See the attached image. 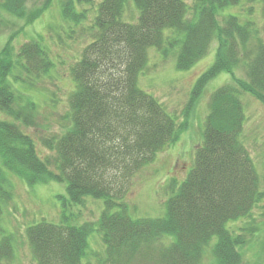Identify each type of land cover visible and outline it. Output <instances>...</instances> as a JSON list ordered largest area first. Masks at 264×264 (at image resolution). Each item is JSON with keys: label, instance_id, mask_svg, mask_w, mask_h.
Instances as JSON below:
<instances>
[{"label": "trees", "instance_id": "trees-1", "mask_svg": "<svg viewBox=\"0 0 264 264\" xmlns=\"http://www.w3.org/2000/svg\"><path fill=\"white\" fill-rule=\"evenodd\" d=\"M40 1L0 0V35L12 21L23 23L8 34L0 51V222L12 198L11 175L28 187L67 181L68 199L59 197L64 207L61 222L42 220L27 230L35 264H203L209 251L213 264H243L247 248L259 234L251 215L264 200V192L262 176L240 141L245 122L240 94L264 104V41L258 40L251 22L222 13L244 0H194L191 11L184 0L61 4L64 22L91 21L92 42L71 68L75 82L68 116L71 127L46 142L56 153L54 171L21 129L34 125L37 105L29 92L54 67L49 48L41 34L18 50L14 47L17 37L27 34V28L51 9L53 0L42 5ZM132 6L137 17L132 12L127 20L126 11ZM166 31L171 32L168 37ZM215 40L216 61L196 83L186 116L214 78L232 74L242 61L248 81L234 79V85L213 95L195 167L168 201L166 215L134 219L128 205L117 199L128 193L129 180L177 143L180 131L188 127L186 123L178 127L164 107L138 87L148 51L165 53L167 43L178 46L177 67L185 71L207 55ZM87 199L104 201L100 219L70 225L66 209L85 205ZM243 219L254 222L242 228L237 224ZM96 231L105 255L83 263ZM13 257L12 238L4 235L0 264H11Z\"/></svg>", "mask_w": 264, "mask_h": 264}, {"label": "rangeland", "instance_id": "rangeland-1", "mask_svg": "<svg viewBox=\"0 0 264 264\" xmlns=\"http://www.w3.org/2000/svg\"><path fill=\"white\" fill-rule=\"evenodd\" d=\"M46 1L41 0L38 4H45ZM65 1L67 0H53L52 6L50 4L51 9L34 21L27 28L28 33L20 34L14 43V47L18 50L20 45L31 41L32 37L39 38L37 34H41L49 48L50 60L54 67L44 79L35 82V87L29 92L37 105L34 125L21 129L35 141L38 155L44 161L51 163L50 167L53 171L56 153L49 149L46 142L58 139L71 127L68 119L69 106L70 97L75 90L71 68L81 59L84 48L92 42L89 35L92 33L89 29L91 21L68 24L62 19L60 7ZM94 2L96 5L98 0ZM184 2L191 11L194 0H184ZM126 12L127 20L131 19L132 12L134 17H137L133 6ZM222 14L237 16L242 23L251 22L258 30V40L264 41L262 0H244L240 6L228 8ZM219 21L223 23L222 16ZM12 23L7 31L4 30L0 35V51L9 39L8 34L17 31V28L23 24L19 21ZM82 29L88 32H83ZM170 33L166 31L165 37ZM71 36L73 38H70ZM255 44L253 42L252 48ZM178 50V46L168 43L165 53L150 48L147 67L139 76L138 87L153 96L175 120L178 127L183 123L188 127L180 131L177 143L159 153L154 162L145 166L129 180L127 187L123 183L128 193H123L117 200L128 205L130 215L134 219H158L166 215L168 201L195 167L197 150L204 142L206 122L210 113L209 105L213 95L227 85H234V79L248 81V72L242 61L234 68L232 74L224 72L207 85L194 107L189 110L187 117V107L196 83L216 61L218 41H213L207 55L185 71L177 67ZM240 99L245 116L240 141L254 161L257 173L262 176L261 189L264 192V104L247 93H241ZM2 116L0 114V118ZM11 176L12 198L7 202L0 222L3 230L0 233V240L4 235L12 238L14 257L11 264H35L27 230L42 220L52 224L61 222L64 207L63 200L59 197L68 199V184L65 181L28 187V184L17 176ZM173 186L175 187L172 188ZM104 209L103 200L87 199L85 205L69 206L65 214L69 224L76 226L86 222H97ZM251 218L256 220L259 234L253 239L251 249L247 248L243 264H264V200L254 209ZM250 222L254 221L243 219L237 225L243 228L250 226ZM105 251L106 247L101 235L97 231L94 232L89 238V249L83 263L97 262L105 255ZM203 264H213L210 251L206 253Z\"/></svg>", "mask_w": 264, "mask_h": 264}]
</instances>
